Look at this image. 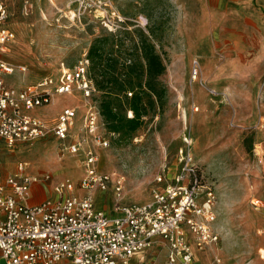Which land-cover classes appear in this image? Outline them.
I'll use <instances>...</instances> for the list:
<instances>
[{
	"label": "rangeland",
	"instance_id": "rangeland-1",
	"mask_svg": "<svg viewBox=\"0 0 264 264\" xmlns=\"http://www.w3.org/2000/svg\"><path fill=\"white\" fill-rule=\"evenodd\" d=\"M8 28L14 38L0 47V57L26 70L6 79L22 88L43 76L57 77L88 54L93 41L108 36L114 55L145 61L139 46L153 43L166 69L157 77L162 100L148 101V114L135 131L103 127L110 146L97 147L99 168L123 181L121 202L150 199L159 175L169 182L179 171L185 139L197 165L217 192V245L203 251L198 263L264 264V0H8ZM131 60H128L130 62ZM200 70L195 78L194 63ZM138 87L135 91H138ZM134 91V90H133ZM93 102L100 108L101 93ZM86 101L82 94L56 95L33 115L53 125L65 107H76L78 131ZM129 117L128 104L118 106ZM52 126H50L51 128ZM67 139L66 142H70ZM52 134L14 150L1 144L0 181L29 163L33 175H51L76 185L86 175L84 155L62 152ZM166 182L162 183L165 185ZM81 193V191H79ZM99 206L111 214V187L96 192ZM260 199V207L254 204ZM262 202V203H261ZM113 215H116L113 213ZM160 261L167 248L158 245ZM202 253V252H201Z\"/></svg>",
	"mask_w": 264,
	"mask_h": 264
},
{
	"label": "built area",
	"instance_id": "built-area-1",
	"mask_svg": "<svg viewBox=\"0 0 264 264\" xmlns=\"http://www.w3.org/2000/svg\"><path fill=\"white\" fill-rule=\"evenodd\" d=\"M6 1L0 0V23L8 15ZM14 36L2 28L1 49ZM18 70L26 67L0 57V148L6 144L14 150L18 143H32L50 133L62 141V152L84 155L86 175L78 185L61 180L53 186V196L29 203L33 184H46L52 176L33 175L27 161L16 163L15 171L0 181V255L6 264H149L146 255L158 254V245L167 248L160 264H194L197 251L219 243L217 192L190 151L192 141L186 138V147L180 149L179 171L169 182L159 175L149 200L121 202V177L99 168L96 148L110 146V140L103 132L100 108L93 102L97 89L87 54L72 67H63L57 77L46 75L22 88L6 79ZM199 70L195 61V78ZM75 92L86 101L77 132L76 107L62 109L51 128L29 112L50 104L58 94ZM111 187L116 201L110 214L99 206L96 192L106 193ZM255 201L259 208L260 199ZM214 264L227 263L216 255Z\"/></svg>",
	"mask_w": 264,
	"mask_h": 264
},
{
	"label": "trees",
	"instance_id": "trees-1",
	"mask_svg": "<svg viewBox=\"0 0 264 264\" xmlns=\"http://www.w3.org/2000/svg\"><path fill=\"white\" fill-rule=\"evenodd\" d=\"M111 43L107 35L99 36L87 54L90 75L97 91L101 93L100 112L110 131H135L149 113L148 101L154 104L163 98L164 92L159 90L155 82L164 73L166 65L155 45L144 38L139 50L145 65L138 73L137 63L128 57H122L125 60L121 61L120 57L114 55ZM136 87L138 91H135ZM125 101L132 116L127 117L116 106H123Z\"/></svg>",
	"mask_w": 264,
	"mask_h": 264
},
{
	"label": "crops",
	"instance_id": "crops-1",
	"mask_svg": "<svg viewBox=\"0 0 264 264\" xmlns=\"http://www.w3.org/2000/svg\"><path fill=\"white\" fill-rule=\"evenodd\" d=\"M62 111V110H61ZM60 111V112H61ZM59 112V113H60ZM58 113V114H59ZM58 116V115H57ZM56 116V118H57ZM42 118V117H41ZM55 118V119H56ZM45 120V119H44ZM47 121V120H46ZM52 126V125H50ZM0 153H1V148H0ZM16 164H14L15 166ZM8 177V176H7ZM6 177V178H7ZM5 178V179H6ZM4 179V180H5ZM52 196V193L49 191L47 185L45 183H34L33 186H32V193L31 195L29 196L28 198V201L29 203H38V202H41L43 201L44 199L48 198ZM202 252V253H201ZM204 254L203 251H197V255H196V260H195V263L194 264H210V263H198V261L200 260V256ZM0 259H1V255H0ZM146 260H147V263H156V264H160V263H163L161 262L160 260V257H158V254H155L154 252H150L146 255ZM211 264H214V263H211ZM228 264V263H227Z\"/></svg>",
	"mask_w": 264,
	"mask_h": 264
},
{
	"label": "water",
	"instance_id": "water-1",
	"mask_svg": "<svg viewBox=\"0 0 264 264\" xmlns=\"http://www.w3.org/2000/svg\"><path fill=\"white\" fill-rule=\"evenodd\" d=\"M0 264H6L4 259H0Z\"/></svg>",
	"mask_w": 264,
	"mask_h": 264
},
{
	"label": "bare ground",
	"instance_id": "bare-ground-1",
	"mask_svg": "<svg viewBox=\"0 0 264 264\" xmlns=\"http://www.w3.org/2000/svg\"><path fill=\"white\" fill-rule=\"evenodd\" d=\"M261 252H262V253H263V255H264V249H262V250H261ZM262 257H263V256H262ZM263 258H264V257H263Z\"/></svg>",
	"mask_w": 264,
	"mask_h": 264
}]
</instances>
